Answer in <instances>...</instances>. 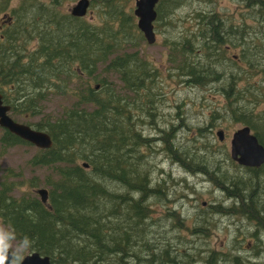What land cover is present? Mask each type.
<instances>
[{"label":"trees","instance_id":"1","mask_svg":"<svg viewBox=\"0 0 264 264\" xmlns=\"http://www.w3.org/2000/svg\"><path fill=\"white\" fill-rule=\"evenodd\" d=\"M62 1L17 0L11 6L12 0H0V14H6L0 30V93L11 113L38 116L29 125L47 132L53 142L29 160L49 170L44 181L47 202L35 193L17 196L13 174L6 169L0 181V222L13 242L28 252L49 256L51 264H187L172 228L164 230L172 235L167 238L150 230L152 222L146 221L148 199L155 195L165 204L160 217H177V212L167 204L168 192L159 180L153 184L144 170L141 149L152 138L133 121L137 115L154 112L158 95L157 69L137 48L144 35L119 0H90L96 14L90 21L62 12ZM174 2L159 1L155 23H168ZM163 3L167 8H161ZM250 6L255 15H264V0H252ZM204 13L200 10L195 15L207 27L187 33L183 43L171 41L170 49L172 54L181 44L176 48L184 56L201 40L196 50L207 62L183 57L176 69L187 76V83H222L232 117L249 126L264 146V110L244 104L260 102L264 90L253 83L256 80L241 84L244 75L264 73V42L243 47L227 58L221 44L235 32L243 39L246 31L225 27L215 13L205 21ZM218 60L221 71L215 67ZM110 73L119 83L108 79ZM56 94L68 95L70 103L56 115L44 113V102ZM2 132L4 147L28 143L7 129ZM164 144L173 161L186 169H192L189 162L195 167L206 164L207 158L194 159L196 150L174 149L165 140ZM243 167L245 180L219 168L210 171L200 166L199 171L234 199L238 212L264 228V163ZM217 172L223 175L212 176ZM34 179L28 180L29 186H38ZM226 208L220 206L218 211H235ZM13 264L20 263L15 258Z\"/></svg>","mask_w":264,"mask_h":264},{"label":"rangeland","instance_id":"2","mask_svg":"<svg viewBox=\"0 0 264 264\" xmlns=\"http://www.w3.org/2000/svg\"><path fill=\"white\" fill-rule=\"evenodd\" d=\"M75 2L76 0L62 1L59 8L68 14ZM16 3L17 0H12L11 6H15ZM119 3L125 11L134 15L135 0H119ZM171 6L172 4L169 6L167 24L160 23V20L154 22L155 41L148 43L145 38L139 40L137 48L140 55L152 61L153 67L157 69L158 95L155 97L154 112L143 116L136 114L133 121L136 128L152 138L148 145L142 146L141 149L145 154L146 169L144 170H147L153 184L158 179L160 187L168 192L167 204L176 208L177 217L168 219L166 214V219L160 217L164 215L165 204L155 195L148 199L150 203H148L146 221L152 222L149 223L150 230L153 228L154 233L158 231L160 235H168L167 238L175 236L177 246L183 251L182 259L187 264H205L206 258L210 256L213 262H216L217 258H222L223 260L218 264H264V231L262 230L264 228L257 227L254 221L238 212L234 199L223 193L220 185L215 184L209 175L199 171L200 166L209 168L210 171L219 168L226 170L225 174L246 178L245 168L233 161L229 153L231 134L242 123L234 120L232 112H229L228 99L221 91L222 83L210 82L205 85L187 83V76L181 75L176 69L183 57L188 61H201L202 64L207 62L205 56H200L196 50L201 45V40L192 44L191 52L184 56L176 48L181 44H176L172 54L170 49L171 41L183 43L187 33L194 32L199 27H207L205 22L202 20L200 22V16L195 15V12L204 10V15L208 16L205 21L209 20L211 13H215L214 16L222 20L225 27L233 26L234 29L241 27L246 31L243 39H240L239 33L235 32L225 42L230 45L226 54L229 58L234 53L239 54L243 47L264 42V15H255L246 0H176L172 8ZM161 8H167V4H161ZM2 14H0V30L6 23L2 21L6 15L2 16ZM93 17H96V14L95 8L91 5L84 18L90 21ZM134 20L137 21L135 15ZM239 63L241 67L245 66L241 60ZM219 64L220 60L216 61L215 67L221 71ZM225 77L227 78L226 75ZM108 79L119 83L113 73L108 75ZM261 79H264L262 72L251 76L244 75L241 84L256 80L253 83L264 90V81H259ZM70 101L68 95H51L44 102V113L56 115ZM239 104L241 105L240 102ZM244 104L255 111H263L264 96L257 104ZM155 106L153 105L154 108ZM10 115L15 120L28 124L38 119V116L24 117L11 112ZM219 128L225 132L222 141L216 135ZM3 129L0 126V136ZM163 135L167 146L170 145L174 149L196 150L198 156L194 159H199L200 156L202 159L207 158L206 164L200 162L195 167L193 162H189L187 166L192 169H186L173 161L170 152L164 149V140L161 138ZM38 149L39 147L31 143H18L7 147L0 144V181L4 178L6 169H10L13 174L10 178L16 182L14 193L17 196H29L35 193L39 197L36 190L40 187L48 188L44 182L49 174L48 168L34 166L29 162ZM222 175L223 173L218 174V172L212 174L215 177ZM32 177H35L37 187L29 186L28 180ZM218 205L223 209L230 207L235 211L229 212V209L228 213L218 211L219 207L216 208ZM170 227L173 230L172 235L164 232L171 230ZM0 228L5 231L1 222ZM13 245V254L17 261L29 253L18 243L13 242Z\"/></svg>","mask_w":264,"mask_h":264},{"label":"water","instance_id":"3","mask_svg":"<svg viewBox=\"0 0 264 264\" xmlns=\"http://www.w3.org/2000/svg\"><path fill=\"white\" fill-rule=\"evenodd\" d=\"M158 0H135L134 15L137 17V27L143 33L148 43L155 41L153 21L156 17L155 4ZM90 0H77L72 6L70 13L83 16L89 7ZM91 12V11H89ZM10 106L3 103L0 93V126L12 132L22 140L27 141L39 148H49L53 142L50 135L42 130L35 129L29 124L19 122L9 115ZM220 140L224 138L223 130L217 131ZM229 153L233 161L243 166L259 167L264 163V146L257 136L251 132V128L243 125L231 134ZM43 203L48 200V190L40 187L36 190ZM14 255L6 257L5 264H12ZM20 264H51L50 257L36 251L25 254L19 261ZM73 264V263H70Z\"/></svg>","mask_w":264,"mask_h":264},{"label":"clouds","instance_id":"4","mask_svg":"<svg viewBox=\"0 0 264 264\" xmlns=\"http://www.w3.org/2000/svg\"><path fill=\"white\" fill-rule=\"evenodd\" d=\"M11 237V233H6L0 228V264H5L6 257L11 258L13 255L14 245ZM6 240L8 241L7 243Z\"/></svg>","mask_w":264,"mask_h":264},{"label":"flooded vegetation","instance_id":"5","mask_svg":"<svg viewBox=\"0 0 264 264\" xmlns=\"http://www.w3.org/2000/svg\"><path fill=\"white\" fill-rule=\"evenodd\" d=\"M160 0L157 1L156 5H155V10H156V6L157 4L159 3ZM247 1V4L249 5V7H252L250 6V1L252 0H246ZM156 15H157V11H156ZM156 28V27H155ZM156 34V33H155ZM227 51H229L230 49V45L228 43H225V44H221ZM224 131V130H223ZM223 259L220 258L216 260V262L214 264H218L219 261H222ZM220 263V262H219ZM205 264H213V260H212V256H210L209 258H206V262Z\"/></svg>","mask_w":264,"mask_h":264},{"label":"bare ground","instance_id":"6","mask_svg":"<svg viewBox=\"0 0 264 264\" xmlns=\"http://www.w3.org/2000/svg\"><path fill=\"white\" fill-rule=\"evenodd\" d=\"M177 211V210H176Z\"/></svg>","mask_w":264,"mask_h":264}]
</instances>
